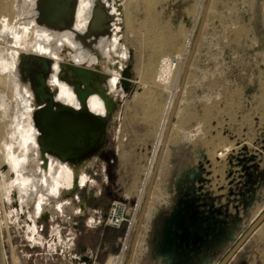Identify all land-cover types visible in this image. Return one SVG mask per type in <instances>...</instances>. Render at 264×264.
Masks as SVG:
<instances>
[{
	"label": "rangeland",
	"instance_id": "rangeland-1",
	"mask_svg": "<svg viewBox=\"0 0 264 264\" xmlns=\"http://www.w3.org/2000/svg\"><path fill=\"white\" fill-rule=\"evenodd\" d=\"M119 27L128 57L113 63L120 81L105 146L84 184L64 197L74 209L70 218H39L28 233L15 202L0 201V264H105L125 231L104 223L112 199L126 200L129 209L139 201L126 264H152L145 252L152 227L145 226L146 209L154 204L160 211L174 180L193 167L200 168L206 192L227 198L231 210L237 202L242 220L234 241L264 211V170L253 183L230 181L227 172L235 144L227 136L230 125L238 114L250 118L244 101L264 107V0H128ZM184 53L180 74L175 70L163 83L165 59L183 60ZM79 199L86 202L82 210ZM59 231L72 249L60 246ZM240 255L246 264H264V219Z\"/></svg>",
	"mask_w": 264,
	"mask_h": 264
},
{
	"label": "bare ground",
	"instance_id": "bare-ground-1",
	"mask_svg": "<svg viewBox=\"0 0 264 264\" xmlns=\"http://www.w3.org/2000/svg\"><path fill=\"white\" fill-rule=\"evenodd\" d=\"M121 1L0 0V201L15 202L28 233L39 218H70L73 206L64 197L84 184L105 146L59 147L74 144L76 126L93 139L92 121L110 109L107 99L120 81L113 63L128 57L119 27L128 0ZM168 58L160 76L165 84L175 70L180 74L185 53L175 70ZM48 112L49 136L42 138L37 117ZM79 201L82 210L86 202Z\"/></svg>",
	"mask_w": 264,
	"mask_h": 264
},
{
	"label": "flooded vegetation",
	"instance_id": "flooded-vegetation-1",
	"mask_svg": "<svg viewBox=\"0 0 264 264\" xmlns=\"http://www.w3.org/2000/svg\"><path fill=\"white\" fill-rule=\"evenodd\" d=\"M203 181L199 167L174 180L172 193L151 221L147 253L152 264H220L248 230L233 240L242 220L237 202L231 210L227 198L203 189ZM250 235L224 264H246L240 251Z\"/></svg>",
	"mask_w": 264,
	"mask_h": 264
},
{
	"label": "crops",
	"instance_id": "crops-1",
	"mask_svg": "<svg viewBox=\"0 0 264 264\" xmlns=\"http://www.w3.org/2000/svg\"><path fill=\"white\" fill-rule=\"evenodd\" d=\"M252 89H256V85L253 84L250 91ZM244 102V105L251 106L252 114L249 116L250 118H243L238 114L237 120L235 121L236 123L233 126L230 125L228 129L227 136L234 138L235 144L229 153L230 157L228 158V164L230 167L227 168V172L230 181L235 179L236 181L243 182L246 178V181L253 183L254 181L259 182L260 176H258V172L264 170V107H262L258 101L256 103L253 98ZM229 122L231 123L232 121L230 120ZM247 141L250 142V145L244 146L243 144ZM243 147H245V150H243ZM155 206L157 205L152 204L146 209L144 214L146 228H148L150 222L157 213ZM142 216L143 214L141 213L136 232L139 229ZM134 241L135 240H133V242ZM69 243V245L73 246L72 241ZM133 246L135 245L133 244ZM137 246L139 248L138 256L140 258L142 256V252H140V248L142 251V244L139 243Z\"/></svg>",
	"mask_w": 264,
	"mask_h": 264
},
{
	"label": "built area",
	"instance_id": "built-area-1",
	"mask_svg": "<svg viewBox=\"0 0 264 264\" xmlns=\"http://www.w3.org/2000/svg\"><path fill=\"white\" fill-rule=\"evenodd\" d=\"M181 56L171 55L168 58V66L175 70L181 63ZM139 201H137L132 209H129L126 200L112 199L109 203L107 213L104 218L106 226L119 229L123 225L125 227L124 234L120 237V247L116 253L110 255L112 264H126V255L129 250V235L131 233L133 224L135 223L136 213L138 210ZM68 249H72V245H68ZM78 258H80L78 256ZM107 258V259H108Z\"/></svg>",
	"mask_w": 264,
	"mask_h": 264
},
{
	"label": "water",
	"instance_id": "water-1",
	"mask_svg": "<svg viewBox=\"0 0 264 264\" xmlns=\"http://www.w3.org/2000/svg\"><path fill=\"white\" fill-rule=\"evenodd\" d=\"M94 9V8H93ZM124 75H126L124 73ZM107 101H109L110 103V109L109 111L106 113V115H100L97 116V120H93L92 121V126H91V130L95 132V136L93 139H91L89 137V135L87 133L82 132V134H80V131L78 128L79 126H76L75 133L73 134V140H75L74 144H60L59 147H62V149H74L76 151H83L87 148H89L90 146L101 142V143H105L106 140V124L109 118V114H110V110L111 107L113 105L112 102V97H108ZM46 107H44L45 109ZM43 109V110H44ZM42 110V111H43ZM81 110V107L77 109V111ZM56 110L52 111L53 113H55ZM52 112H48V114L42 118L40 120V118L37 117V123L40 126V129L43 132L42 134V138L43 137H48L49 133H47L46 131V125H48V115L52 114ZM243 150H245V147H243ZM264 219V211L261 213V215H259V217L254 221V223L248 228V230L245 232V234L243 235V237L239 240V242L235 245V247L227 254V256H225L223 258V260L220 262V264H224L226 262V260L229 258V256L231 255V253H233V251L235 250V248L249 235L251 234L259 225V223Z\"/></svg>",
	"mask_w": 264,
	"mask_h": 264
}]
</instances>
